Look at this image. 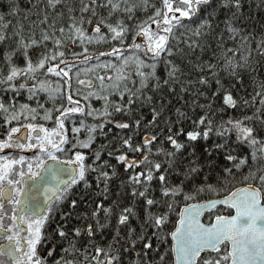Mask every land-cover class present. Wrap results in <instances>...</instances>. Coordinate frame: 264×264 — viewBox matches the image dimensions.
I'll return each mask as SVG.
<instances>
[{
	"label": "snow or ice",
	"instance_id": "1",
	"mask_svg": "<svg viewBox=\"0 0 264 264\" xmlns=\"http://www.w3.org/2000/svg\"><path fill=\"white\" fill-rule=\"evenodd\" d=\"M0 264H264V0H0Z\"/></svg>",
	"mask_w": 264,
	"mask_h": 264
}]
</instances>
